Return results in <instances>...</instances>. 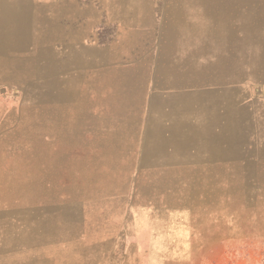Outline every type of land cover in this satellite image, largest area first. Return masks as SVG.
Segmentation results:
<instances>
[{"label": "rangeland", "instance_id": "374dc122", "mask_svg": "<svg viewBox=\"0 0 264 264\" xmlns=\"http://www.w3.org/2000/svg\"><path fill=\"white\" fill-rule=\"evenodd\" d=\"M1 12L0 264H264V0ZM213 108L232 121L228 153L146 156L156 112L185 124Z\"/></svg>", "mask_w": 264, "mask_h": 264}, {"label": "crops", "instance_id": "0c3cea01", "mask_svg": "<svg viewBox=\"0 0 264 264\" xmlns=\"http://www.w3.org/2000/svg\"><path fill=\"white\" fill-rule=\"evenodd\" d=\"M10 13L12 14L13 11L10 9ZM5 12H1L0 14L4 15ZM1 17V16H0ZM4 20H2V23ZM11 21V17H10ZM233 49H230L228 52L219 53V55L222 57L223 55L226 57H229L230 52H232ZM218 55V56H219ZM232 55L234 59L236 58L235 52H232ZM217 56V57H218ZM214 57V56H213ZM4 58L7 60H11L14 58L13 55H4ZM225 58V57H224ZM211 60H216V57ZM173 72V71H172ZM170 74V73H169ZM238 74V73H237ZM245 70L244 74L240 75L238 74V77H235L233 74L231 77H227L223 79L222 81L218 80H212L211 84L209 85H216L218 83H221L223 85H229V84H238L240 83L243 78L246 77ZM165 75L167 73L160 75L159 73L155 74L153 77L157 79L155 81V84H157L158 88H164V87H175V86H163L159 85V80H164ZM172 75V74H171ZM165 76V77H164ZM164 77V79H163ZM160 78V79H159ZM232 89V90H229ZM215 91V93L220 92H230L234 91L233 87L228 86L227 89L222 90H212V93ZM161 102V107H157V109H169L171 111V103L175 100L174 96L168 95L167 97H162L159 99ZM223 103V102H220ZM161 109L159 110L161 112ZM212 109V116L208 117L206 120H201L198 122V117L196 116L195 122H187L182 123L178 119H175L173 117V114L171 116L165 117L166 119H162L161 113L156 112L154 115V118L147 121L146 130L145 132V143L143 145V150H145L147 153L144 154L149 157L153 156H161V157H167V158H173L177 161H181L185 150H195L196 155L200 156L203 152H210L213 156H222L225 152L228 153L231 149V143L229 134L231 132L230 125L232 121L230 120L228 111H224L223 109ZM168 115V113H166ZM198 114V113H197ZM240 115V113H239ZM238 115V116H239ZM239 118V117H238ZM236 122V121H235ZM234 122V123H235ZM199 123V124H198ZM189 137L183 138L185 134ZM163 151V152H162ZM214 157V156H213Z\"/></svg>", "mask_w": 264, "mask_h": 264}]
</instances>
